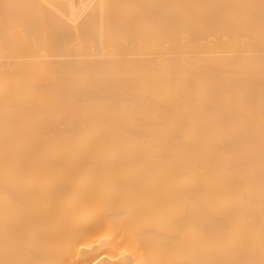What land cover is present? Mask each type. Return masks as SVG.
Here are the masks:
<instances>
[{
	"label": "bare ground",
	"instance_id": "bare-ground-1",
	"mask_svg": "<svg viewBox=\"0 0 264 264\" xmlns=\"http://www.w3.org/2000/svg\"><path fill=\"white\" fill-rule=\"evenodd\" d=\"M0 264H264V0H0Z\"/></svg>",
	"mask_w": 264,
	"mask_h": 264
}]
</instances>
